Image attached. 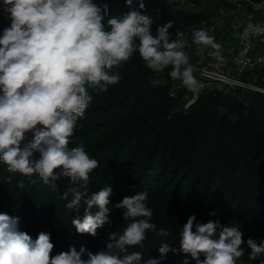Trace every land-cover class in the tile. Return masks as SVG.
I'll use <instances>...</instances> for the list:
<instances>
[{
    "label": "clouds",
    "instance_id": "9594fccd",
    "mask_svg": "<svg viewBox=\"0 0 264 264\" xmlns=\"http://www.w3.org/2000/svg\"><path fill=\"white\" fill-rule=\"evenodd\" d=\"M137 2L139 10L132 7L133 0H125L130 10L107 19V26L108 4L98 5L94 0H2L0 4L11 21L0 35V161L9 173L29 178L38 175L53 188L58 179L68 178L75 186L63 194L68 200L65 207L78 213L85 206L83 215L76 214L71 221L80 235L96 237L97 230L110 223L108 205L113 195L109 185L89 196L90 174L99 162L83 147H68L77 132V121L93 100L89 89L105 93L119 83L121 76L111 70L138 52L154 73L170 68L171 79L181 81L195 95L200 92L184 44L172 39L169 32L174 22L158 25L153 34V19L140 11L145 9V0ZM262 32L261 25L248 23L243 34L233 35L245 38ZM192 41L210 48L208 55L215 60H224L223 46L206 30H194ZM29 183L37 181L29 179ZM17 186L23 188L24 181ZM147 200V191H140L113 205L130 222L122 233L110 232L106 248L96 253L72 246L52 255L55 245L50 233L41 231L33 239L21 230L18 216L0 213V264H140L141 251L128 249L143 248L148 230L156 229ZM157 235L170 233L160 229ZM178 236L179 249L161 243L159 258H150L145 264H161L170 252L184 254L182 264H190V260L195 264H237L245 255L244 232L219 219L198 223L191 215ZM246 244L249 259L264 264V240L248 238ZM85 253L86 259L82 258Z\"/></svg>",
    "mask_w": 264,
    "mask_h": 264
},
{
    "label": "trees",
    "instance_id": "16d2710c",
    "mask_svg": "<svg viewBox=\"0 0 264 264\" xmlns=\"http://www.w3.org/2000/svg\"><path fill=\"white\" fill-rule=\"evenodd\" d=\"M132 7L139 10L134 5ZM129 10L125 2H114L110 15L105 18V25L107 26V19ZM140 11L153 19V34L158 25L173 21V28L169 29L171 36L176 29L195 24L206 15L185 13L159 0L145 3V9ZM2 31L0 29L1 34ZM122 69L124 73L119 74L120 82L110 86L107 92L98 94L89 89L93 100L77 125L84 133L83 137H95L94 140L100 145L98 148L93 146L97 153L113 155L115 163L111 172L118 176L113 189L117 197L122 199L140 191L148 193L147 204L154 212L152 222L156 229L148 230L143 248H129L128 251H141L140 264H145L150 258H159L158 247L161 243L168 242L179 249L178 232L187 218L195 215L198 223L219 219L222 224L240 227L244 232V252L249 257L247 239L253 238L257 242L264 240V96L253 97L250 105L245 107L247 111L243 120L248 128L259 133L256 137H259L261 147L252 154L249 146L242 143L238 145L235 156L226 157L224 153L212 150L222 143L227 144L224 152L234 147V139L230 136L224 138L222 132L229 120L222 114L217 119V98L224 97V93L202 91L187 114L173 113L183 97L190 93L187 89L172 96L158 98L157 95L171 84H148L151 78L161 73L148 69L138 52L133 54ZM258 69L254 68L246 76L251 77ZM113 70L111 71L115 72ZM243 109L242 107L241 110ZM244 127L234 123L230 129L238 134L236 137L243 139L247 133L243 131ZM27 135L31 137V133ZM104 137L108 139H103ZM256 137L254 139L257 140ZM200 138L210 148L207 158L197 145ZM85 144L87 143L84 142L81 146L71 142L68 147H83L87 152L89 144ZM130 146L133 149L131 154L128 152ZM7 167L0 161V203L3 205V212L0 213L18 216L21 230L26 231L33 239L41 231L50 233L51 242L54 245L57 242L52 255L66 252L72 246L79 251L82 245L74 238L78 236L83 240L86 234H78L71 224L59 227L56 232L52 230L59 213L53 192L46 193L44 204L32 199L27 205L18 208L17 204L10 201V192L18 193L22 189L17 186L22 175H19V180L15 177L12 181ZM93 172L98 173L99 177L104 175L101 163ZM108 183L109 180L105 178L104 187L109 186ZM64 186L68 188L72 185L64 182ZM38 208L43 210L36 214L34 211ZM212 211L216 212L215 216L209 215ZM157 219L163 220L164 226H159ZM129 222L124 221L121 214L113 212L106 229L122 233ZM160 229H167L170 235H157ZM88 241L94 244L95 251L106 248L109 242L108 236L106 242L95 243L94 237L88 238ZM184 258L182 253L174 255L170 252L161 264H182ZM241 259L242 257L237 264H241ZM190 264H195V261L190 260Z\"/></svg>",
    "mask_w": 264,
    "mask_h": 264
},
{
    "label": "rangeland",
    "instance_id": "374dc122",
    "mask_svg": "<svg viewBox=\"0 0 264 264\" xmlns=\"http://www.w3.org/2000/svg\"><path fill=\"white\" fill-rule=\"evenodd\" d=\"M126 13V12H124ZM124 13H120L119 15H117V17H121ZM224 29H222V33L226 32L224 34V36L221 35V37H223L222 39L224 40L223 47H228L229 45H233L235 42V36L233 35V33H235V31H228L232 22L230 21H223L220 23ZM228 31V32H227ZM261 49V53L264 55V45H262L260 47ZM188 53V52H187ZM189 57H190V63L194 66L195 62L193 60V57L191 56L190 53H188ZM125 65L122 64L119 68H113L115 70V72H118L119 74H123L124 71L122 69V67ZM195 68V67H194ZM259 68L258 71L259 73H255L254 75H251V77H249V82H250V86L248 88H239V89H235V90H225V89H220L219 85L215 84V83H208L206 85H204V87L202 89H200V92L202 91H215V92H222L224 93V97H218L217 98V108H218V114H217V119H219L221 117V114L225 116L226 119L229 120L228 125L226 127H223V136L224 138H233L234 139V147L231 148L230 151H226L224 152L225 148L227 147V144H221L220 146H216L214 147L212 150H215L216 152H222L224 153V155L226 157H233L236 155L237 153V147L239 144L245 145V146H249L250 148V152L252 154H254L260 147H261V141L258 139L259 137H256L259 133H255L252 129L248 128L247 125H245L244 121V116L246 114V109L245 107L247 105H250V103L253 100V97H258V96H264V64L257 67ZM113 70V71H114ZM170 71L169 69H166L163 73L157 75L156 77L151 78L148 81V84L150 85H155V86H159V85H165L168 84L170 82V86L167 87V89L165 91H162L161 93H159L157 95L158 98H162L165 95H175V93L177 94L178 91L180 90H186L185 87H183L182 82L179 80H173L171 79V77L168 75V72ZM129 74V73H127ZM194 75L197 78L196 75V70L194 72ZM198 80V78H197ZM144 88V87H142ZM236 91V92H235ZM199 92V93H200ZM133 94H135V91L132 92ZM199 97L198 95H195L193 93H189L187 95H185L182 99L181 104L178 106V108L173 110L174 112H183L186 113L189 110V107L197 102V99ZM227 104V105H226ZM130 106V104H129ZM244 108L243 110H241V108ZM234 123H239L241 126H245L244 127V132L246 131V135L243 137V139L236 137L238 134H235L231 131V127L233 128ZM82 130L79 129V125H77V132L75 133V135L72 138V142H75L76 144H81V146L84 145V142L87 143L85 144V146H88V151L87 153L90 154V156L92 158H95L98 160L99 163H101V169H102V173H104V175H100L98 173H94L93 172V176L90 177L88 186H87V190L88 193L90 192L89 196L96 191H99L101 188L104 187V180L105 178L109 180V183L113 189H115L116 187V183L118 180V176L116 173L111 172L113 165L115 163V160L113 159V155L110 156H106V155H102L99 151V153H97L96 148H98L100 145L97 143L96 140H94V138H92V136H87V137H83L82 134ZM242 135V133H241ZM230 136V137H229ZM257 138L254 139V138ZM103 139H108V137H104ZM197 145L199 146L200 150L203 152V156L204 157H208L210 152H208V149H210L206 143L203 142V138H200L199 141L197 142ZM94 146V147H93ZM112 152V151H110ZM130 154L133 152L132 147H129V151ZM110 158V159H109ZM252 169V167H251ZM19 173H11V180L14 181L15 177L16 180H23L25 186L18 191V193H16L15 191L10 192L9 197L10 201L13 202V204H17L18 208H22L24 205H27V202H29V200H35L36 202H40L41 204H44V201L46 200V193L48 192H53V199L55 202V206L57 207L59 213L57 218L54 220L53 222V231L56 232L58 230L59 227H65L71 224L72 219L75 217L76 214L78 215H83V211H84V205L81 206V208L79 209L78 213L73 212V210L67 209L65 207V205L68 203V200H65L63 198V194L64 192L67 190V188H65L64 186V182H66L67 184L70 183V180L66 177H61L60 179H58L56 181V187L53 188L51 186L45 185L43 184L42 180H40V178L37 176H33L31 178L29 177H25V176H21V178L18 179L19 177ZM98 177V178H97ZM29 179H36L37 183L35 185H31L29 183ZM1 184V181H0ZM73 186V185H72ZM75 186V185H74ZM1 190V189H0ZM1 192V191H0ZM71 199V194H69V200ZM111 200V204L108 205V207L111 210V214H113V212L117 215V214H121L123 210L122 209H115L113 205H115L116 203H118L121 199L119 197H117V193L115 191H113V195L110 197ZM2 203H0V212H3V207H2ZM46 208V207H45ZM43 209L38 208L36 211V214L41 211ZM93 212L97 211L96 208L92 209ZM157 222L159 224V226H164V221L161 219H157ZM107 225V224H106ZM106 225L105 227L98 229L97 230V235L95 238V243L96 242H106V236H109V231L108 229H106ZM183 226H181L182 228ZM85 239L83 238V240L79 239V237H75V240H79L81 245L83 247H85L88 251H91L93 253H96L97 251H95L94 248V244L90 243L88 241V238H92V236L90 235H85ZM55 245H57V242L55 243ZM80 246V248L82 247ZM82 258L86 259L87 258V254H83ZM241 264H259V260L258 261H251L249 259V257H246V255H244L242 257V259L240 260Z\"/></svg>",
    "mask_w": 264,
    "mask_h": 264
},
{
    "label": "built area",
    "instance_id": "2783aa9c",
    "mask_svg": "<svg viewBox=\"0 0 264 264\" xmlns=\"http://www.w3.org/2000/svg\"><path fill=\"white\" fill-rule=\"evenodd\" d=\"M153 0H145V3ZM162 3L174 7L189 14H205L197 23L176 29L172 33V39L184 44V51L191 54L195 62V70L200 89L208 83L219 85L220 89L235 90L250 86L247 73L264 64V55L260 47L264 45V32L250 35L245 38H237L233 47L229 50L222 48L223 61H217L208 53L212 51L208 47H201L193 43L192 32L203 29L209 35L214 36L217 43L222 44L226 32L221 34L224 27L223 21L232 22L229 32L243 34L244 27L248 23L258 24L264 27V0H159ZM114 2L123 3L125 0H96L98 5L108 4L105 18L110 15ZM2 4V0H0ZM133 5L138 7L137 0ZM9 14L0 8V29L10 26ZM227 31V32H228ZM0 35H2L0 33Z\"/></svg>",
    "mask_w": 264,
    "mask_h": 264
},
{
    "label": "crops",
    "instance_id": "0c3cea01",
    "mask_svg": "<svg viewBox=\"0 0 264 264\" xmlns=\"http://www.w3.org/2000/svg\"><path fill=\"white\" fill-rule=\"evenodd\" d=\"M221 45L223 46V44H221ZM232 47H233V46L229 45L227 48H225V47H222V48L227 49V51H228L227 55H229V50H230Z\"/></svg>",
    "mask_w": 264,
    "mask_h": 264
}]
</instances>
